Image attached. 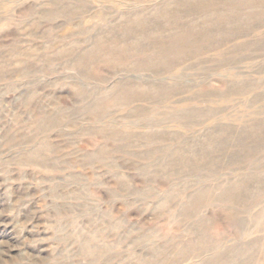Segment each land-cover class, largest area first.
<instances>
[{
	"label": "rangeland",
	"instance_id": "rangeland-1",
	"mask_svg": "<svg viewBox=\"0 0 264 264\" xmlns=\"http://www.w3.org/2000/svg\"><path fill=\"white\" fill-rule=\"evenodd\" d=\"M186 1L202 0H0V264H203L213 258L216 264H264V146L242 164L244 154L232 145L264 120V50H253L264 43V21L255 19L264 16L262 0L214 7L243 16L232 23L228 33L237 35L227 37L223 49L248 43L252 50L228 52L226 59L236 63L220 71H209L218 66L215 52L190 58L183 82L199 88L159 105L136 102L111 117L84 113L99 90L139 77L118 74L119 65L106 62L77 69L74 57L104 34L107 40L120 36L111 30L119 19L144 17L155 29L156 9ZM207 32L216 40L230 35ZM155 38L141 42L155 47ZM155 51L122 64L130 68ZM154 76L142 72L141 80ZM229 81L260 85L239 95L242 86L228 92ZM205 88L224 97L192 96ZM82 89L90 92L89 102ZM181 97L188 105L179 107ZM105 103L116 105L110 97ZM182 112L187 117L180 121ZM225 130L234 133L231 146L223 153L202 151L211 160L206 167L169 162L174 147L201 148L207 136L224 139ZM156 133L165 139H153ZM246 177L256 179L241 196ZM230 191L246 208L218 200ZM198 193L203 202L191 205ZM227 208L239 215L228 217Z\"/></svg>",
	"mask_w": 264,
	"mask_h": 264
},
{
	"label": "bare ground",
	"instance_id": "bare-ground-1",
	"mask_svg": "<svg viewBox=\"0 0 264 264\" xmlns=\"http://www.w3.org/2000/svg\"><path fill=\"white\" fill-rule=\"evenodd\" d=\"M248 1L249 0H202V1H199L198 4L197 3L190 4L189 2L186 1L184 4L180 3V7L176 8V6H174L175 9H170L169 7L167 8L165 7V9L162 8L163 10H161V8L156 9L154 11L155 15L151 17L152 19L154 18L159 19L158 21L159 24L158 25L156 24L157 28L155 29L151 28V25L154 24L153 21L152 20L149 21L147 18H144V17L143 18L138 17L136 19L121 18L117 21L114 28L111 29L112 31L117 30L121 32V35L114 36L111 40L105 39L104 37L105 34L104 36H102L104 32H101L100 30V33L98 34V36H102V37L98 39L97 38L94 39L91 42V44L88 45V47L81 50L79 54L74 57V67H76L77 69L78 68L84 69L85 67H87V65L90 62L94 64H100V63L106 62V63L113 64V66L115 64H118L119 67L114 70L116 73L118 72L119 74V72L121 71H126L132 75H137V78L139 77V79L136 78L137 80H132V79L130 80L126 78V79L118 80L117 82H115L114 86L108 91H103L102 89L99 90L98 92H96L94 101L88 104V106L85 109L86 111L84 113H86L88 117H98V119H100L101 117H111V115H113L115 112L120 111L128 106H131L132 104L136 102L142 101V102L149 103L150 105H153V104L159 105V104H163V102L167 101L170 98H173L181 94H185L191 88H197V87L199 88L200 86L196 87L194 85L192 87V86H188L190 85L189 83L183 82L186 76H188V74L186 73L187 72L186 69H188L189 67L187 66L186 63L189 61L190 58L196 59L198 57H201V55L207 52H211V51L215 52V56L217 60L219 59V61L217 62L218 66L216 67L217 69L216 68L209 69V71H215V70L233 66L236 63V61L235 63H233L231 60L226 59V55L228 54V52L230 51L238 52L239 49L241 48H242L241 51L252 50L250 47H248V43L244 44L245 48H243L244 46L242 47V46L235 45L231 50L223 49L226 44L230 43V39L227 37L234 38L237 35V34L236 35L234 34L235 32H237L235 30L233 34H230V32L228 33V31L233 30L232 26L235 24L232 25V23L235 21H238L239 18H242L243 16L240 17L239 15L240 11H237V10L223 11L217 8L214 9V7L217 5H224V6H234V5L241 6L242 5L243 6ZM251 1L254 2L255 0H251ZM262 1L264 2V0ZM182 7L185 9H182ZM209 9L210 10L213 9V11L208 14L207 11ZM55 13H57V11ZM191 14H194V16L196 15L199 16L200 17L199 20L202 19L203 25L199 26L198 21L190 22V20L192 19ZM246 17H249V15ZM263 18L264 16H260L255 19L262 22V20L264 21ZM162 20H165L164 21L165 23H163ZM229 28H231V30H228ZM207 31L209 32L212 31L216 33L218 36H223V34L225 33L230 34V35H225L223 39L218 38V40H216L215 36L214 37L210 36L211 33H208ZM112 33H114L115 35V32H112ZM135 35L139 36V38H137V40L133 42L132 40H130V38ZM153 36L156 37L153 41V44L155 45V47H152L151 46L152 44L147 46L144 44L145 42L142 43L143 41ZM262 40L264 41V34L262 35ZM80 44L82 43H79V44L77 43L74 46V54L78 51L77 49H79ZM152 48L155 49L156 51L151 56H149L146 59H141V58L138 59L134 63V65L130 66V68L125 67V64H122L126 62L127 60L132 59L134 56H136L137 53L141 54L144 51H148L149 49H152ZM253 50L263 51L264 43L260 47L254 48ZM130 51L134 52V55L133 54L130 55L129 54ZM228 70L229 69H227V71L225 72L227 73L226 76L228 77L229 80H232L234 78L233 76L235 75V73L228 71ZM142 72H152V74L155 75L154 76L155 81L147 82L144 79L141 80ZM133 77H136V76H133ZM166 79H171L174 82L171 81L170 83L166 84L167 83L165 81ZM232 81H229L231 83L226 90L229 92L232 89L234 90L235 88H237L238 85H240L242 86V89L238 90L237 93L235 92V94H239V95L240 94L244 95V93L251 92L252 90H254V88L260 85V83H258L259 81L255 83H251V82L249 83L248 81H244L241 83L237 81V83H235ZM177 82L178 84H176ZM260 82H263V81H260ZM204 83L206 84L207 82L205 81ZM205 87H207V85ZM82 94L81 95L84 96L83 102H89L90 92L82 89ZM192 96H195L196 98H200V99L201 98L221 99L222 97H224L221 95V93L215 92L212 90H207V88H205L202 91L200 90L195 94H192ZM109 97L110 99H113L116 102V105L114 106L115 110H112L114 107L113 108L108 107L105 103V100ZM189 100L191 101L190 98ZM186 102H187V99H185V97H181V98H178L177 104L179 105V107H182V106L188 105L186 104ZM155 116H156V113L154 117ZM178 116L179 117H177V119L181 121V117L185 119L187 117V114L182 112ZM152 126L154 125L152 124ZM225 131L227 132L226 133L227 136L224 138L225 140L223 138L215 139L213 138L214 136H207V138L209 139V142L207 145L201 146V148L197 147L195 149V147H192V145L190 147V145L187 146L186 144H184L183 146L174 147L173 154H172L173 160L169 162L176 163V164L177 163L187 164V165H191V167L201 168V169L203 167H206V164L211 162V160L207 162V160L204 159V156H202L201 152L204 150L208 151L206 148L210 147L213 153H218V152L223 153V151L226 150L227 146L231 143L230 140L234 137V133L231 130H225ZM152 137L153 139H157V140L163 139V137L165 139V136L164 135L159 136V133L153 134ZM238 137H239V141L237 139V141H234L232 145L234 148H238L240 152L244 154L242 156V158H244V161L243 163L242 161L240 162L242 164H245V163L252 161L253 156L258 154V152H260L261 150H263L264 120L261 122V125H257V126L253 125L252 130H250L249 132H245L241 136L238 135ZM251 144H254L255 146L252 148L250 147ZM165 148H169V147L163 146V147H160V150L165 149ZM189 148H194V149L191 152ZM174 155H177V158H175ZM189 155H192V158L188 159ZM195 156H196L195 160H192L194 159ZM236 157L238 156L235 153H233L231 158L234 159ZM246 167L243 166V168H246ZM245 179L246 180L244 181V183H242L238 187L242 193L244 191V193L241 196H246L247 193H249L251 189L250 183L252 179H256V178L246 177ZM241 196L232 194L230 191L228 192V194L221 195V197H218V200L222 203L224 202L230 203L231 205L240 204L238 206H242L246 208V204L244 203L241 204V200H240ZM202 200H204L203 193H198L197 195H194L191 197V205L199 204L201 203ZM186 209L187 207L183 209V212H186L187 211ZM224 213H226L228 217L230 216L232 217L233 215L237 217L236 214L239 215V212L234 211L231 208L224 209ZM183 257H186V256H183ZM217 262L218 261L217 260L215 261V259L213 258V259H209L205 261L203 264H216ZM223 263L222 261H219L218 264H223ZM146 264H150V263H146ZM226 264H228V262H226Z\"/></svg>",
	"mask_w": 264,
	"mask_h": 264
}]
</instances>
